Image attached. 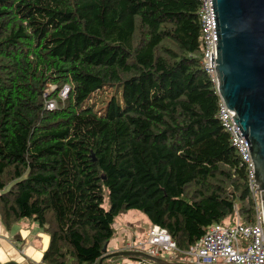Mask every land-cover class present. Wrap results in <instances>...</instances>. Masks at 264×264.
I'll return each mask as SVG.
<instances>
[{
  "label": "trees",
  "instance_id": "trees-1",
  "mask_svg": "<svg viewBox=\"0 0 264 264\" xmlns=\"http://www.w3.org/2000/svg\"><path fill=\"white\" fill-rule=\"evenodd\" d=\"M198 9L0 0V215L44 230L41 264H115L102 250L131 210L180 252L213 224L253 223L246 171L202 70ZM103 90L115 96L98 113L90 101Z\"/></svg>",
  "mask_w": 264,
  "mask_h": 264
},
{
  "label": "water",
  "instance_id": "water-1",
  "mask_svg": "<svg viewBox=\"0 0 264 264\" xmlns=\"http://www.w3.org/2000/svg\"><path fill=\"white\" fill-rule=\"evenodd\" d=\"M212 9L216 58L211 53L210 65L215 60L216 93L248 142L264 219V0H212ZM109 256L182 264L141 252Z\"/></svg>",
  "mask_w": 264,
  "mask_h": 264
},
{
  "label": "built area",
  "instance_id": "built-area-1",
  "mask_svg": "<svg viewBox=\"0 0 264 264\" xmlns=\"http://www.w3.org/2000/svg\"><path fill=\"white\" fill-rule=\"evenodd\" d=\"M198 2L202 40L201 66L203 72L215 84L216 89L215 60H212V65H210L211 53L212 59L216 58L212 0H198ZM67 92V87L62 88L59 93L60 98L65 99ZM47 108L53 109L54 106L49 103ZM218 120L222 129L228 134L231 146L239 156L241 166L246 171L248 191L254 201L253 223L243 225L236 216L231 225L213 224L208 228L205 235L185 252L176 249L174 242L165 230L152 226L143 238L134 236L131 241L123 245L120 251L141 252L159 259H163L162 256H172L174 253H178L190 257L189 263L191 264H264V219L259 193L255 190L256 185H254L255 180H253L254 175H252L254 174L253 162L248 142L241 135L229 110L220 99Z\"/></svg>",
  "mask_w": 264,
  "mask_h": 264
},
{
  "label": "crops",
  "instance_id": "crops-1",
  "mask_svg": "<svg viewBox=\"0 0 264 264\" xmlns=\"http://www.w3.org/2000/svg\"><path fill=\"white\" fill-rule=\"evenodd\" d=\"M123 225L124 223L118 231H114L113 238L107 244V254L120 251L123 245L135 236L133 229ZM149 228L150 225L147 231ZM48 244L49 236L34 221L21 219L6 227L0 215V264H41ZM123 264L152 263L145 260L138 262L126 259Z\"/></svg>",
  "mask_w": 264,
  "mask_h": 264
},
{
  "label": "rangeland",
  "instance_id": "rangeland-1",
  "mask_svg": "<svg viewBox=\"0 0 264 264\" xmlns=\"http://www.w3.org/2000/svg\"><path fill=\"white\" fill-rule=\"evenodd\" d=\"M113 96H115L113 90H103L100 94H97V97L95 99H93L94 97H92L90 103L91 102L95 103L93 105V109L95 110V112L101 113L102 109L104 108V104ZM104 209L108 210V204L106 200L104 204ZM122 223H124L123 227H130V229H133L134 235L135 236L138 235L137 236L138 238H143L145 236L146 234L145 231H147L149 225L146 216L143 213L134 210L128 211L115 218L112 224L113 230L118 231L122 227ZM162 258L167 262L182 263V264H186L191 261L190 257L178 253H174V255L172 256H166V257L162 256ZM125 260H126L125 257H121L116 261V263L123 264Z\"/></svg>",
  "mask_w": 264,
  "mask_h": 264
}]
</instances>
